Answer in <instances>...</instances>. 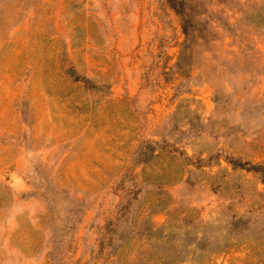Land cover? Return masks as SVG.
Here are the masks:
<instances>
[{
  "label": "rangeland",
  "instance_id": "374dc122",
  "mask_svg": "<svg viewBox=\"0 0 264 264\" xmlns=\"http://www.w3.org/2000/svg\"><path fill=\"white\" fill-rule=\"evenodd\" d=\"M0 0V264H264V0Z\"/></svg>",
  "mask_w": 264,
  "mask_h": 264
},
{
  "label": "trees",
  "instance_id": "16d2710c",
  "mask_svg": "<svg viewBox=\"0 0 264 264\" xmlns=\"http://www.w3.org/2000/svg\"><path fill=\"white\" fill-rule=\"evenodd\" d=\"M168 6L178 16L180 21V30L183 35L180 49L176 57V66L180 67L186 56L185 49L190 42L197 39H204L200 29L197 27L198 21L195 19L193 7L187 0H166ZM231 167L241 168L246 171H253L259 174L261 182H264V166L261 164H250L240 162L236 159L226 161Z\"/></svg>",
  "mask_w": 264,
  "mask_h": 264
}]
</instances>
